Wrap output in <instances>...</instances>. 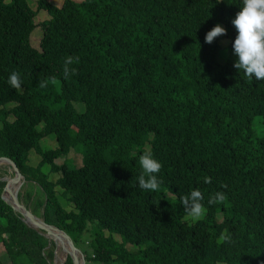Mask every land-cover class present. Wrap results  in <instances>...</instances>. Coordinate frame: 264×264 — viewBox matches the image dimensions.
Instances as JSON below:
<instances>
[{
    "label": "trees",
    "instance_id": "16d2710c",
    "mask_svg": "<svg viewBox=\"0 0 264 264\" xmlns=\"http://www.w3.org/2000/svg\"><path fill=\"white\" fill-rule=\"evenodd\" d=\"M241 7L243 0H36V8L0 0V155L38 186L33 211L65 230L87 261L264 264V129L253 124L255 116L264 124V80L248 81L234 67L231 21ZM39 9L50 16L39 21L35 47L29 36ZM217 22L226 34L205 42ZM68 56L79 63L65 79ZM13 71L19 90L8 83ZM49 133L56 146L42 149ZM31 147L41 155L34 165ZM72 148L80 164L55 161ZM146 151L162 163L157 191L138 186ZM56 185L73 208L62 205ZM194 189L207 211L187 222L181 197ZM216 192L226 201L208 204ZM222 233L231 241L221 243ZM1 244L10 264H52L54 242L0 195Z\"/></svg>",
    "mask_w": 264,
    "mask_h": 264
},
{
    "label": "clouds",
    "instance_id": "9594fccd",
    "mask_svg": "<svg viewBox=\"0 0 264 264\" xmlns=\"http://www.w3.org/2000/svg\"><path fill=\"white\" fill-rule=\"evenodd\" d=\"M231 22L237 30L233 50L238 60L234 63V67L239 71L242 70L248 81H252L253 77L256 80H264V0H243V7ZM225 34L226 29L217 24L206 33L205 42L212 43L215 38ZM74 63H79V57L65 58V79L76 73V69L71 67ZM8 83L12 88L19 90L22 85L20 73L16 71L10 73ZM47 85V79L38 82L40 88H46ZM139 164L142 168L137 178L139 188L146 192L159 190L161 181L156 174L161 171L162 163L155 159L150 151H146L139 156ZM203 179L205 183H211L210 177L205 176ZM203 199V194L198 189L192 190L190 195L181 197L187 215L195 221L201 220L206 215L207 209L202 203ZM226 199L225 193L216 192L209 198L208 204L223 203ZM230 241L229 234H221V243Z\"/></svg>",
    "mask_w": 264,
    "mask_h": 264
},
{
    "label": "rangeland",
    "instance_id": "374dc122",
    "mask_svg": "<svg viewBox=\"0 0 264 264\" xmlns=\"http://www.w3.org/2000/svg\"><path fill=\"white\" fill-rule=\"evenodd\" d=\"M50 1L57 5V4H60L62 0H50ZM28 3L30 4L31 7L36 8V0H28ZM49 16H50L49 13L45 9H39L36 12V15L34 16L35 25H34L32 31L30 33V36H29V41H30L31 45H33L35 47L39 46V40H40V36L42 34V32H41L42 31L41 30V24L39 23V21L41 19H43L44 17H49ZM217 24H219L221 26L220 22H217L215 24V26ZM228 40L229 39L227 37H223V38L219 39V44L221 45L219 56L221 58L222 57L224 58L226 56V44H227ZM71 102L73 103V105L76 107L77 110H82L84 108L83 103L80 102V101L72 100ZM8 104L12 105L13 102H10ZM9 118L11 119L12 116L10 115ZM253 124L258 130L264 129V124L261 122V119H260L259 116H255L254 117ZM40 125H41V123H39V126ZM39 143H40V146H41L42 149L55 147L56 146L55 134L54 133H49L46 136H43L42 138H40ZM40 157H41V155L35 150V148L31 147L28 150L27 163H30L31 165H34V164H36L38 162ZM65 158H67L68 161H70V163H72V164H80V162H81V151H78V150L72 148V149H70V151L66 155H63V156H60V157L56 158L55 161L59 163V162L63 161ZM48 166H49L48 163L43 164L42 168L44 169V171H48L47 170ZM5 173H7L9 175H12V170H11L10 167H8V165L3 163V164L0 165V175L5 174ZM56 174H57L56 172H51V173H49V176L51 178H55ZM55 189H56V193H57L62 205L64 207H66L67 209L73 208L72 202H70L67 199V197L63 194L62 188L60 186L56 185ZM26 190H29L30 192L32 191V196L29 199L25 195ZM38 191H39L38 186L34 182H31V181H28V180L23 181V183L21 184V187L19 189V196H20L22 202L25 203L32 211H33L32 208L34 207V199L36 197V194H39ZM34 213L37 216H42L41 215L42 214V209L41 208H37ZM182 219L187 221V222H193L194 221L193 219H191L187 215V213H185L183 215ZM89 234H90L89 230L83 232L82 236H83V238L85 240V243H86L87 239L90 236ZM115 237L118 238L119 240L121 239L120 235L117 234V233H115ZM126 245L130 249H137L138 247L142 246V245H137V244L130 243V242H127ZM0 258H2L4 264H10L9 257H8V255L6 253V251H4V248H3L2 244L0 245ZM56 264H60L59 261H57ZM87 264H101V263L97 259L90 258L87 261ZM219 264H222V263H219Z\"/></svg>",
    "mask_w": 264,
    "mask_h": 264
},
{
    "label": "water",
    "instance_id": "95a60500",
    "mask_svg": "<svg viewBox=\"0 0 264 264\" xmlns=\"http://www.w3.org/2000/svg\"><path fill=\"white\" fill-rule=\"evenodd\" d=\"M3 163L11 168L12 175L7 173L0 175V179L5 181L0 193L1 198L19 214L20 218L28 226L38 230V232L47 237L48 241L54 242L52 264H56L57 261L60 264H65L68 255L71 257L72 264H86L83 251L74 243L65 230L56 224L45 221L42 216H37L22 202L19 196V189L23 181H26V178L16 162L8 156L0 155V165Z\"/></svg>",
    "mask_w": 264,
    "mask_h": 264
}]
</instances>
